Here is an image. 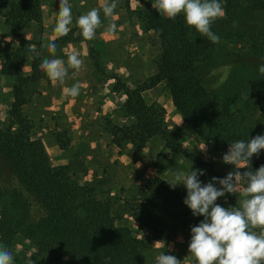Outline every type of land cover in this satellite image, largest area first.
I'll return each mask as SVG.
<instances>
[{"label": "trees", "instance_id": "trees-1", "mask_svg": "<svg viewBox=\"0 0 264 264\" xmlns=\"http://www.w3.org/2000/svg\"><path fill=\"white\" fill-rule=\"evenodd\" d=\"M223 5L225 16L212 25L220 42L256 46L261 35L241 24L240 17L242 13H261L264 17V0H223ZM1 6L5 8H0L3 24L15 33L31 25L36 31L29 40L24 36L16 43L6 40L0 49V74L16 79L13 99L0 121V242L8 244L16 236L22 237L32 245L36 256L55 264L62 260L64 264H145L142 247L130 228L116 223L111 199L98 195L95 180L84 181L76 176L83 161L75 158L52 165L43 141L33 132L34 120L23 110L27 102L25 89L40 76L35 67L31 74L24 75L21 66L28 54H34L28 51V44H35L37 51L41 48V0H3ZM141 19L158 38L160 54L148 86L131 88L112 74L125 95L121 110L132 118L122 125L107 121L112 143L119 146L127 141L140 148L159 136L166 148L180 150L181 129L166 127L161 109L148 105L142 95L146 87L162 81L182 115L183 125L213 143L214 150L264 134V113L257 116L259 102L252 100L257 94L264 99V75H239L241 66L247 65L236 59L220 60L215 48L220 42L212 44L201 36L187 25L182 13L169 19L148 7ZM92 63L101 72L99 65ZM68 144V140L58 137L61 149ZM185 153L193 162L211 169L208 162ZM262 164L264 150L251 158V170ZM225 197L228 207L239 206L236 194L226 193ZM184 199L181 187L173 188L167 180L154 176L137 187L132 199L123 201L117 215L120 217L121 212L129 216L149 231L153 240H169L179 230L195 226Z\"/></svg>", "mask_w": 264, "mask_h": 264}, {"label": "rangeland", "instance_id": "rangeland-1", "mask_svg": "<svg viewBox=\"0 0 264 264\" xmlns=\"http://www.w3.org/2000/svg\"><path fill=\"white\" fill-rule=\"evenodd\" d=\"M2 1L0 0V8L5 10L1 6ZM42 3L45 6L41 16L42 36L39 55L28 54L25 58V62L38 68L43 59L53 57L47 48L42 46L51 40L44 41L47 32L54 35L59 10V0H41V5ZM69 3L72 6L73 15L71 31L66 36L55 38L57 44L55 55H66L74 50L80 53L85 51L86 56L81 54L84 61L83 74L88 75V69L92 68L94 83L82 88L79 96L70 101L72 105H67L65 109L69 112L67 117L64 114L55 115L52 112L44 114L36 122L34 121L33 132L37 138L41 137L52 165L66 164L75 158L83 161L84 165L81 166L83 169L77 168L76 176L84 181L95 180L98 183V195L111 199L116 223L130 228L132 235L142 247L145 264H156V257L161 252L175 255L181 260V264H196L195 258L189 252L193 225L179 230L169 240H153L149 231L129 216L121 212L120 217L117 214L123 201L132 199L137 187L154 176L171 181L174 179L173 173L178 171L188 173L191 167L204 171V174L199 176L203 183H208L213 177H220V174L226 176L230 171H234L233 165L225 164L222 160L229 147L216 151L213 143L199 138L187 129L163 81L146 87L142 95L148 105L161 109L166 127L181 129L179 131L180 150L172 151L166 148L159 136L152 137L140 148H135L127 141H123L119 146L112 143L107 121L120 125L132 121V118L121 110L125 95L116 86V80L112 78V74H117L131 88H136L141 85L148 86L149 78L155 73L156 61L160 54L159 41L152 30L146 29L141 19L142 11L148 7L154 8L153 0H118L117 8L114 10L115 23L118 26L115 32L107 30L112 21L106 18L101 10L102 25L96 32L100 35L92 40L83 38L76 21L81 14L99 7L100 0H69ZM155 10L159 13L157 9ZM1 18L0 16V20ZM240 23L253 28L254 32L260 34V41L256 46H251L250 43L223 40L215 46L219 58L224 59V62L236 59L245 63L247 66H241L239 75L263 76L259 72V66L264 64V35H262L264 34V17L261 13H242ZM27 31L32 34L36 28L31 25L27 30L15 33L0 21V49L6 40H14L16 43L19 37L26 36ZM68 38L69 41H67ZM79 42L82 43L81 49L76 46ZM91 59L99 65L101 72L94 68ZM15 83L16 79L0 74V121L3 120L5 110L13 99L12 86ZM29 91L30 89L27 88L26 92L29 93ZM90 96L93 97L90 98ZM252 100L259 102L256 107L257 116L264 113L262 96L257 94ZM53 105L54 108L58 107L57 102ZM72 107L75 111L80 110L79 114H71ZM262 128L264 129V125ZM58 137L69 141L67 148L61 149L57 145ZM204 144L206 150L202 151L200 147ZM185 152H191L208 162L211 164V169L193 162ZM243 184L244 181H242ZM177 186L184 190L186 197V187L183 184ZM216 186L221 187L218 182ZM236 197L239 204V200L243 197L240 193H237ZM216 203L229 208L225 196L218 198ZM203 219V216L192 214L194 225H198ZM0 244L13 253L15 264H55L36 256L32 245L22 237L16 236L8 244L1 242ZM56 264H64V261Z\"/></svg>", "mask_w": 264, "mask_h": 264}, {"label": "clouds", "instance_id": "clouds-1", "mask_svg": "<svg viewBox=\"0 0 264 264\" xmlns=\"http://www.w3.org/2000/svg\"><path fill=\"white\" fill-rule=\"evenodd\" d=\"M117 5L118 0H100L99 7L81 14L76 24L83 38H95L97 29L102 25L101 10L112 21L107 30L117 31L114 14ZM152 6L169 19H175L182 13L187 25L194 27L201 36L212 44L220 42L212 25L225 16L223 0H153ZM58 9L54 33L56 37H63L71 31L72 6L69 0H59ZM233 24L235 26L236 22ZM26 38L30 39L28 36ZM42 47H46L54 58L43 59L39 67L53 82L63 84L69 69L79 71L84 66L81 53L75 50L66 53L67 62L55 58V38ZM27 48L29 52L39 55L35 44H28ZM259 72L264 75V64L259 66ZM81 88L82 85L77 82L64 88L63 92L75 97L80 94ZM200 149L205 151L206 145ZM261 150H264V134H257L247 141L241 139L230 143L222 157L225 164L234 166V171H230L226 177H213L208 183H203L199 176L204 171L191 167L188 173H173L174 179L168 181L173 188L183 184L187 189L184 203L194 216L204 217L198 225L191 227L189 252L196 264H264V164L255 171L251 170V158L254 154L259 156ZM241 169L248 170L242 172ZM217 182L221 187L216 186ZM226 193H240L243 198L239 200V206L225 208L216 203ZM0 264H15L13 253L2 244ZM156 264H181V260L175 255L161 252L156 257Z\"/></svg>", "mask_w": 264, "mask_h": 264}, {"label": "crops", "instance_id": "crops-1", "mask_svg": "<svg viewBox=\"0 0 264 264\" xmlns=\"http://www.w3.org/2000/svg\"><path fill=\"white\" fill-rule=\"evenodd\" d=\"M50 4V3H49ZM44 4L42 3L41 9L43 12ZM53 7V6H52ZM2 23V18H1ZM55 21V20H54ZM52 20V24H53ZM45 25V24H44ZM45 29V26H44ZM31 32L27 31L25 37H31ZM100 33L96 34V37H98ZM46 37H44V41L46 39H52L56 38L55 33L47 32L45 34ZM82 42V41H81ZM81 42L77 43L76 46H79V49H81ZM69 44V43H68ZM81 54L83 56H86L85 51H82ZM54 58V57H51ZM48 58V59H51ZM55 58H61L67 62V55H55ZM35 67L38 71L37 73H40V76L38 79H36L33 82H30L27 88L30 89L29 93H27V102L23 107L24 112L35 122L39 119V117H43L44 114H48L52 112L55 115H62L64 114L66 117L68 116V113L65 109L67 105H72L70 101L74 100L76 97L67 96L64 94L63 89L67 87H71L73 84L79 82L82 85V88L93 85L94 76H93V69L88 66V75H84V69L82 68L79 71H76L75 69H69V75L65 79L64 83L61 84L59 81L53 82L49 79L47 74L40 69V67L33 66L32 64L28 63L27 61L21 66V71L24 75H29L32 73V69ZM81 88V89H82ZM93 96H90L92 98ZM54 102L58 103V107L54 108L53 104ZM72 107L71 114L74 113V115L79 114L80 110H73ZM38 138L41 139L40 136ZM42 140V139H41Z\"/></svg>", "mask_w": 264, "mask_h": 264}]
</instances>
